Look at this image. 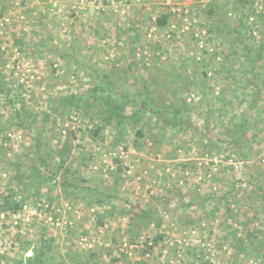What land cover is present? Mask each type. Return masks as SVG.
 <instances>
[{
  "label": "rangeland",
  "instance_id": "obj_1",
  "mask_svg": "<svg viewBox=\"0 0 264 264\" xmlns=\"http://www.w3.org/2000/svg\"><path fill=\"white\" fill-rule=\"evenodd\" d=\"M162 15L167 26L159 28ZM258 15L264 18V0H0V79L10 91L0 93V203L26 196L21 189L36 167L51 177L41 189L60 220L41 224L44 231L33 216L14 225L0 211L9 248L0 264L30 256L50 233L56 240L49 256L57 261L79 251L97 264H264L262 253H246L264 228ZM240 22L246 39L232 31ZM105 76L126 95L138 79H149L192 129L161 131L151 121L134 147L140 124L115 129L94 111L67 114L57 104L70 94L85 99ZM255 88L261 99L251 108ZM242 120L253 138L242 150L224 140L213 148ZM62 160L84 186L99 188L101 201L62 198ZM35 201L24 198L19 211L26 207L31 216ZM144 209L151 220L137 227Z\"/></svg>",
  "mask_w": 264,
  "mask_h": 264
},
{
  "label": "trees",
  "instance_id": "obj_2",
  "mask_svg": "<svg viewBox=\"0 0 264 264\" xmlns=\"http://www.w3.org/2000/svg\"><path fill=\"white\" fill-rule=\"evenodd\" d=\"M247 17L248 16H244V20H246ZM256 18L263 24L264 27V18H262V15H258L256 16ZM167 20L168 16L166 15L158 17L156 19V26L159 28L166 27ZM239 27H244L241 22L239 26L234 28L232 31L235 32L239 40L241 37L246 39L239 30ZM260 47L261 49H264L263 44L260 45ZM255 58L264 59V54H261V52H259ZM255 63H257L256 60H250L251 66H254ZM103 78V84L92 88V90H89L88 96L85 99L77 94H70L58 97L57 104L62 106L64 109V113L67 114H69L70 109L75 110L76 112L84 111L87 114L90 111H94L96 116L99 118V122H103L105 125L113 124L115 129L125 128L126 126L137 127L140 124V127L142 128H138L137 132H135L136 138L133 142L134 147L139 146V138L143 137L142 129L144 126H149L150 124H152L151 121H153L155 123V126L161 131H165L166 128H172V130L176 128L178 130H184L187 128L192 129L190 123L184 122L181 116H178L174 113L176 108L173 107L174 104H172V102H168L169 104H171L168 105L169 107H166L162 103L160 96L151 90L150 87L151 83L153 82L149 81V79H138L136 91L132 95H126L122 90H120V86L117 82H112L111 79H108V76H105ZM1 85L2 84L0 79V93H4L6 97L9 96L10 91H8V93L7 91L4 92ZM104 89H107L108 91L105 93L104 91H101ZM98 91L101 93L97 94ZM118 92L120 93L118 94ZM255 92V103H252V105L250 106L251 108L255 107L257 102L261 99L259 88H255ZM23 105L24 104H22V102L20 101L19 110H15L16 118L21 117L23 112ZM128 108H130L129 113L127 112ZM145 115H148V117L144 118ZM18 126H22V122H18ZM97 131L98 130H96V132ZM220 137L221 138L216 139L217 144L212 145L213 148L218 149L219 146L224 143V140L225 142L228 141L233 146L242 150L246 145V138L247 140H249L250 138L253 139L248 130V123L246 120H242L241 122H239V124L234 129L224 130ZM205 145L211 147L210 143H205ZM62 165L63 160L61 161L60 165L58 164V172L59 169L62 170L61 175L63 180L60 182V187H62V198H72V200L77 201L84 200L86 199V196H89L90 198L86 200V203L88 204L93 203L94 201H96L97 203L98 201H101V199L95 198L102 195L97 186H84L85 182L81 180V178L77 177L74 174H69V169L67 167H63ZM67 176L70 177V179H67ZM28 177L29 178L27 182L21 189V192H23V194H25L26 196H24L18 202L12 201V196L3 198V201L0 203V211L4 213V217L6 216L8 218V216H10L11 214L19 211L20 204L23 203V199L28 197L36 200V208L40 213L51 217L53 226L54 224L57 225V222L60 223V220L58 215L56 216V214H53L52 212L54 209V207L52 206L53 198L48 194L49 192L43 194L41 189V185L51 180V177H47L44 175L42 176L36 167L31 168V173L28 175ZM114 181L118 183L119 178L115 176ZM258 191L261 192L262 190ZM102 193H104V195L108 194L106 191ZM138 211L139 214L136 215L137 227L144 226L145 223H149V221L151 220L152 211L149 209ZM124 212V209H122L121 213ZM33 220L34 221L31 222L32 224H50L48 222L45 223V221L39 219L37 216H33ZM64 226L69 231L73 227V225L69 222L65 223ZM42 229L44 231L46 230L44 226H42ZM260 233H262V235L260 236V238H258L259 240L253 242L252 246H249L250 249L246 252L247 254L257 255L262 253L264 256V228L262 232H259V234ZM55 240L56 238L52 237L51 233L49 237L46 236L45 239L43 237L40 240L39 244L36 247H33V252L30 256L24 254L17 257V264H51L52 261H54V264H97L93 259V254H85L84 252L80 253L79 251L69 252L67 255H65L61 259L59 258V260L57 261L54 256H49V253L53 249V243L55 242ZM135 264L144 263L136 262Z\"/></svg>",
  "mask_w": 264,
  "mask_h": 264
},
{
  "label": "built area",
  "instance_id": "obj_3",
  "mask_svg": "<svg viewBox=\"0 0 264 264\" xmlns=\"http://www.w3.org/2000/svg\"><path fill=\"white\" fill-rule=\"evenodd\" d=\"M44 207H46V206H44ZM26 209L27 208L24 207L22 210L10 215L14 225H17L18 223H21V222L27 223L29 220V217H32V216H37L39 219L45 221V223H47V222L50 224L53 223L51 217H48L44 214H41L37 208L35 210L31 209V211L29 212L30 213L29 215H31V216H28L26 214V212H25ZM1 217L3 218L4 215H2ZM57 225H59V222H57ZM8 249L9 248L7 246L6 239L0 235V254L1 255L5 254L8 251Z\"/></svg>",
  "mask_w": 264,
  "mask_h": 264
}]
</instances>
